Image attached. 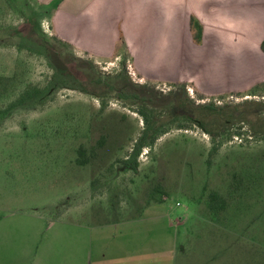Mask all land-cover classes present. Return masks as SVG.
Here are the masks:
<instances>
[{
	"label": "rangeland",
	"instance_id": "obj_1",
	"mask_svg": "<svg viewBox=\"0 0 264 264\" xmlns=\"http://www.w3.org/2000/svg\"><path fill=\"white\" fill-rule=\"evenodd\" d=\"M152 203L177 221L175 264H264V75L210 94L144 78L59 39L33 0H0V244L25 249L38 215L107 224Z\"/></svg>",
	"mask_w": 264,
	"mask_h": 264
},
{
	"label": "crops",
	"instance_id": "obj_2",
	"mask_svg": "<svg viewBox=\"0 0 264 264\" xmlns=\"http://www.w3.org/2000/svg\"><path fill=\"white\" fill-rule=\"evenodd\" d=\"M33 1L59 39L101 59L127 53L144 78L192 82L210 94L264 75V0ZM191 19L202 28L199 44ZM36 219L25 249L0 244V264H175L177 221L155 203L107 224Z\"/></svg>",
	"mask_w": 264,
	"mask_h": 264
},
{
	"label": "trees",
	"instance_id": "obj_3",
	"mask_svg": "<svg viewBox=\"0 0 264 264\" xmlns=\"http://www.w3.org/2000/svg\"><path fill=\"white\" fill-rule=\"evenodd\" d=\"M190 29H191V32H192V37H193L194 42L199 44L201 42V33H202L201 26L194 19H191V21H190ZM261 45H262V50L264 51V42ZM198 109H204V111L212 112V111H216L217 107H215V105L212 104V103H208V104H204V105L198 107ZM198 122H200V124H203L200 119H198ZM148 139H149L148 133L144 132L139 137V139L137 140L135 145L133 146V149H132L130 157L123 162L130 169H132L134 171L136 170V167H137V162H136L137 156L141 152L142 148L147 144ZM104 142H105V138L101 137V139L97 143L98 147H102ZM215 149L216 148L214 147L213 150L215 151ZM84 153H85L84 149H82V148L78 149V154L79 155L82 156V154H84ZM87 160H88L87 158H83L82 160H78V163L80 165H85L87 163ZM219 200L222 202V200L219 199V197L216 194L212 193L210 195L209 201H210V207H211L212 210H215V209L217 210V207L220 208L222 206V204L220 206L218 205L219 204ZM221 208H223V207H221Z\"/></svg>",
	"mask_w": 264,
	"mask_h": 264
}]
</instances>
